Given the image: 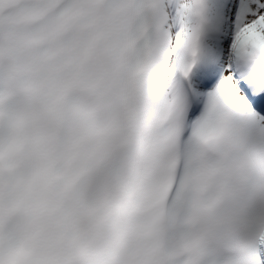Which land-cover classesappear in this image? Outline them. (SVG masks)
Here are the masks:
<instances>
[{
	"label": "snow or ice",
	"instance_id": "snow-or-ice-1",
	"mask_svg": "<svg viewBox=\"0 0 264 264\" xmlns=\"http://www.w3.org/2000/svg\"><path fill=\"white\" fill-rule=\"evenodd\" d=\"M0 264H264V0H0Z\"/></svg>",
	"mask_w": 264,
	"mask_h": 264
}]
</instances>
